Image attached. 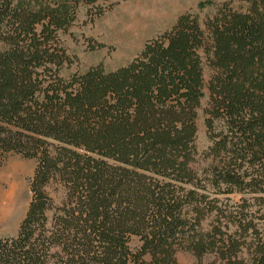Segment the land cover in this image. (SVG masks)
<instances>
[{"label":"trees","instance_id":"16d2710c","mask_svg":"<svg viewBox=\"0 0 264 264\" xmlns=\"http://www.w3.org/2000/svg\"><path fill=\"white\" fill-rule=\"evenodd\" d=\"M244 1L203 22L185 11L127 63L65 77L61 35L107 0H0V166L37 159L0 264H177L179 250L264 264V0ZM203 56L211 161L196 169Z\"/></svg>","mask_w":264,"mask_h":264},{"label":"rangeland","instance_id":"374dc122","mask_svg":"<svg viewBox=\"0 0 264 264\" xmlns=\"http://www.w3.org/2000/svg\"><path fill=\"white\" fill-rule=\"evenodd\" d=\"M223 1H231L235 9L247 6L244 0H191L183 5L178 3L175 7L166 4L160 6L152 0H107V8L92 22L87 21L86 7H81L75 24L61 35L62 43L72 61L65 64L60 73L69 77L75 72L82 73L99 62L107 70L114 69L130 61L148 39L169 29L181 13L190 11L203 22ZM140 2L141 11L136 15L131 14L130 9ZM115 19L118 23H115ZM212 73L213 70L203 56V85L196 119V169H202L211 161V157L206 154L211 140L205 118L209 107L208 81ZM36 165V158H27L15 152L5 155L0 166V236L17 233L31 199L30 181ZM50 194L58 202L61 192L51 189ZM177 264L221 263L214 253L205 254L199 259L191 251L179 250Z\"/></svg>","mask_w":264,"mask_h":264},{"label":"bare ground","instance_id":"6f19581e","mask_svg":"<svg viewBox=\"0 0 264 264\" xmlns=\"http://www.w3.org/2000/svg\"><path fill=\"white\" fill-rule=\"evenodd\" d=\"M152 1H154L157 5H162V4H166L167 6H172V7H175V6H178L179 4H181V5H183V4H185V3H187L188 1H191V0H185V1H183V0H152ZM179 3V4H178ZM141 9H142V7H141V2L138 4V6H136V7H132L131 9H130V13L132 14H138V11L140 10L141 11ZM121 15H123V14H121ZM117 19H119V18H117ZM117 19H115L114 21H115V23H118V20ZM120 20V19H119ZM121 21V20H120ZM2 203V202H1Z\"/></svg>","mask_w":264,"mask_h":264}]
</instances>
